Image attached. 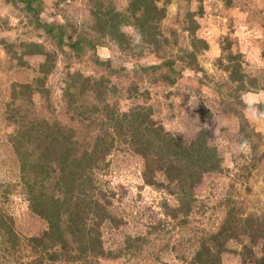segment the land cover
<instances>
[{"label":"rangeland","instance_id":"rangeland-1","mask_svg":"<svg viewBox=\"0 0 264 264\" xmlns=\"http://www.w3.org/2000/svg\"><path fill=\"white\" fill-rule=\"evenodd\" d=\"M103 1L106 6L120 10L129 3V0ZM17 3L0 0V209L13 218L18 236L15 247L11 242L4 243L7 234L0 238V264H26L31 252L37 249L32 250L25 238L42 233L48 226L30 207L22 160L12 141L14 132L40 119L57 120L74 128L75 138L83 147L90 146L96 133L102 131L100 122L89 126L88 121L71 117L70 110L95 100L89 83L83 77L72 76L77 72L85 77H102L108 86L113 85L119 113L133 107H152L154 117L184 141H191L207 127L209 142L217 146L222 156V169L204 174L192 194L189 215L172 218L164 203L175 207L178 196L165 185L147 184L143 176L144 159L129 149L126 142L116 140L105 165L93 171L92 181L97 188L95 196L99 190L105 193L107 209L117 218L105 219L99 226L106 254L86 260L64 258L65 264H187L185 259L195 258L206 232L218 230L224 224L233 204L231 225L237 224L238 228L231 233L227 250L217 255L221 264H256L251 254L246 262L239 254L245 245L248 246L245 252L250 251L254 258L264 257V122L257 123L245 112V107L244 119L234 110H226L229 101L226 96L231 99L235 83L219 62L225 60L223 47L231 43L243 70L258 80L252 91L264 90V0H170L160 29L170 38L171 56L182 53L185 47L194 48L193 36L185 28L188 11H193L199 22L196 35L208 42L207 47L196 51L204 71L183 67L182 76L173 85L164 80L166 67L157 71L134 69L156 62L154 53L149 52L146 41L134 28L123 27L131 35L133 45L127 50L106 37L95 47L83 41L79 51L68 46L63 51L35 26L33 12L26 11L23 2ZM38 3L35 1L34 5ZM94 5L95 0H42L38 16L43 21L64 24L70 39L75 40L79 34L88 35L91 30L97 33L101 28L103 19L91 11ZM30 41H39L46 51L54 52V66L45 76L42 91L34 86L41 83L36 79L43 77L39 68L46 56L26 54L25 44ZM175 67L179 69L182 64L177 62ZM22 83H31L33 89L25 91ZM258 98L264 101V97ZM10 104L16 114L9 111ZM247 132L251 151L245 156L236 151V146ZM31 145L32 151L35 144ZM155 177L159 181L165 179L160 171ZM51 190L49 187L46 193ZM161 220L167 225L165 237L150 229ZM91 224L92 219H88V225Z\"/></svg>","mask_w":264,"mask_h":264},{"label":"trees","instance_id":"trees-1","mask_svg":"<svg viewBox=\"0 0 264 264\" xmlns=\"http://www.w3.org/2000/svg\"><path fill=\"white\" fill-rule=\"evenodd\" d=\"M9 1L14 4H19L18 1L23 2V8L35 15V26L51 37L60 50L64 51L65 46H68L72 50L79 51L83 41L86 45L95 47L106 37H110V40L117 43L120 48L127 50L133 45L129 39L131 35L126 33L123 27H132L146 41L149 52L154 53L156 58V62L152 65L147 67L138 65L134 67L135 70L149 68L157 71L166 67L163 77L170 85L175 84L182 76L183 67L204 71L199 64L196 51L201 47H207L208 42L196 35L199 22L193 11H188L185 28L193 36L194 48L185 47L182 53L174 57L171 56L173 53L168 51L170 38L163 35L160 23L166 17L170 0H129L128 5L121 10L106 6L103 0H95V7L91 11L94 16H101L102 26L97 33L91 30L88 35L79 34L75 40L70 39L64 24L43 21L38 16L42 9L40 7L42 0ZM35 1L39 3L34 5ZM25 45L28 47L26 54L46 56L39 68L43 77L36 79L41 83L34 86L37 91H42L45 86V76L54 66L52 59L54 52L46 51L43 43L39 41H30ZM222 50L225 51V60L222 58L219 62L228 72L230 81L235 83L231 90V99L226 96L229 99L226 110H234L239 118L244 119L245 105L239 93L256 89L258 80L243 70L237 54L231 49V43ZM262 55L264 56V50ZM177 62L182 64L179 69L175 67ZM73 75L78 78L83 77V81L89 83L95 100L80 109L70 110L71 117L81 122L88 121L89 126L100 122L102 127V131L96 133L90 146L80 145L75 138L73 127L46 118L20 127L12 135L14 148L22 160V168L25 172L24 187L28 193L30 207L48 222L47 228L42 233L25 238L32 250L37 249L31 252L32 255L27 258L26 264H65L62 261L64 258L67 261H75L105 256L106 250L99 226L105 219L115 221L117 218L107 209L106 194L99 190L98 196H95L97 188L92 181L93 171L105 165L106 156L116 140L126 142L129 149L144 159L143 176L147 184L165 185L169 192L178 196L177 206L164 203L167 214L172 218L178 217L179 214L189 215L193 203L192 194L202 182L204 174L222 169V156L217 146L209 142L210 132L207 127H203L191 141H184L167 130L164 124L154 117L152 107H133L119 113L118 100L114 97L116 88L113 85L108 86L104 78L85 77L79 72ZM21 87L25 91L33 89L31 83H22ZM13 92H16L15 89ZM259 107H264V103ZM77 109L79 111H76ZM9 111L11 113L16 111L12 104L9 105ZM14 114L10 117L13 118ZM249 134L247 132L244 137L249 139ZM31 143L35 144L32 151ZM32 170L35 173L32 174ZM52 171L54 174L51 176ZM157 171L164 174L163 181L155 177ZM38 184L42 188L38 189ZM49 187H52V190L46 193ZM107 202L110 200L107 199ZM231 208L220 229L207 231L205 237H202L195 258L185 259L187 264H218L217 259L219 264L222 263L218 256L227 250L226 243L231 233L235 231V227L238 228L237 224L231 225L230 216L234 204ZM12 219L0 209V238L3 239L7 234L8 239L4 240V243L11 242L15 247L18 236ZM88 219H92L91 226L88 225ZM152 228L156 229L159 237L168 234L167 225L163 220L150 226V229ZM246 247L248 246L245 245L243 251L239 252L245 262L248 254H251L253 262L264 264L263 256L254 258L250 251L245 252Z\"/></svg>","mask_w":264,"mask_h":264},{"label":"clouds","instance_id":"clouds-1","mask_svg":"<svg viewBox=\"0 0 264 264\" xmlns=\"http://www.w3.org/2000/svg\"><path fill=\"white\" fill-rule=\"evenodd\" d=\"M258 97H264V90L258 92L245 91L241 93V100L245 105V112L257 123H261L264 122V109H261L259 105L264 101ZM236 151L247 156L251 151L249 140L247 138H242L236 146Z\"/></svg>","mask_w":264,"mask_h":264}]
</instances>
